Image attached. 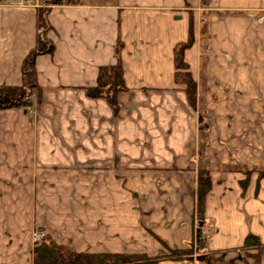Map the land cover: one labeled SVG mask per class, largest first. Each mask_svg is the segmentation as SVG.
Instances as JSON below:
<instances>
[{"label":"crops","instance_id":"crops-1","mask_svg":"<svg viewBox=\"0 0 264 264\" xmlns=\"http://www.w3.org/2000/svg\"><path fill=\"white\" fill-rule=\"evenodd\" d=\"M41 2L0 1V86L22 83ZM259 15L264 0L51 6L46 37L54 51L35 59L33 109H0V264H33L36 230L79 252L186 248L197 228L202 169L211 178L204 233L212 255L163 264H264V255L254 263L236 250L249 233L264 242V177L256 182L264 170ZM190 30L183 58L196 83L195 106L174 55ZM117 63L125 89L114 111L86 88L96 85L100 67ZM248 169L242 192L239 180Z\"/></svg>","mask_w":264,"mask_h":264},{"label":"trees","instance_id":"trees-1","mask_svg":"<svg viewBox=\"0 0 264 264\" xmlns=\"http://www.w3.org/2000/svg\"><path fill=\"white\" fill-rule=\"evenodd\" d=\"M3 1V0H0ZM78 0H42L43 5L37 9V39L33 49L25 56L22 63V83L21 85L0 86V109L10 107L31 106L33 104L30 96L39 93L36 81L35 59L41 54H51L54 51L53 43L46 37L50 25L47 14L51 6L56 4H71ZM193 34L190 30L187 41L180 43L175 48V67L177 76L184 70L186 92L189 103L196 104V83L190 77L188 67L184 62V51L191 46ZM125 89L121 75L119 63L113 66H103L99 68L97 83L86 88V93L91 97L105 98L113 107L118 108L117 94ZM250 172L242 180L243 190L249 183ZM211 188V178L207 170L202 169L197 172L195 189V218L198 227L195 234L186 248H166L165 252L156 255L145 253H113V252H79L70 246L56 243L51 238L44 236L34 242L32 251L33 264H163L165 261H205L209 251L206 250V241L203 235L205 198ZM257 190V188H256ZM247 251L255 262L264 255V242L257 235L247 234L243 244L238 248ZM251 250V251H250Z\"/></svg>","mask_w":264,"mask_h":264},{"label":"rangeland","instance_id":"rangeland-1","mask_svg":"<svg viewBox=\"0 0 264 264\" xmlns=\"http://www.w3.org/2000/svg\"><path fill=\"white\" fill-rule=\"evenodd\" d=\"M6 0H3L2 2L4 3ZM42 1V0H41ZM42 3V2H41ZM35 5V4H34ZM41 6H42V4H41ZM260 7H257V11H260ZM264 17H262V16H258L257 17V19L258 20H260V22H261V20H263L264 21V19H263ZM260 51V53H258V55H264V49H261V50H259ZM257 72H258V75L260 74V76H262V77H259V80L257 81V85H258V90L260 91V90H264V83L263 84H261V82H264V80L262 79V78H264V62H258V64H257ZM33 97H36V92H34L31 96H30V98H31V100H32V102L34 103L35 101H33ZM89 97H91V96H89ZM92 98H99V97H92ZM101 98V97H100ZM264 98L262 97V94L260 93L259 94V101L258 102H262V100H263ZM107 101V100H106ZM108 102V101H107ZM109 103V102H108ZM110 104V103H109ZM260 104V103H259ZM264 104V103H263ZM111 105V104H110ZM33 106H34V104H31V106H27L26 108L27 109H30V110H32L33 109ZM112 106V105H111ZM260 107V106H259ZM239 115H240V117L242 118V119H246V118H249L248 117V115L245 113V112H239ZM261 118H263V120H264V111L263 110H261V109H259V112H258V119H259V127H262V124H263V121H262V119ZM263 128V130H264V126L262 127ZM259 135V134H258ZM261 136H263V133H261L260 134ZM261 144H263L264 145V138H261ZM247 172H250V175H249V179H250V176H251V173H253V170L252 169H248V170H245L244 171V173H245V177H246V173ZM261 177H264V170H259L258 171V175H257V180H256V182L257 183H259V181H260V179H261ZM242 180L243 179H241V180H239V186L241 187V189H242V192L246 189H244L243 190V186H242ZM250 181V180H249ZM247 187V186H246ZM210 191V190H209ZM208 191V192H209ZM196 203V202H195ZM195 206H196V204H195ZM194 206V207H195ZM196 219V218H195ZM194 225L196 226V227H198V224H197V221L195 220L194 221ZM205 226H206V224H205V221H204V226H203V228H205ZM36 231H38V232H40V230H36ZM35 231V232H36ZM203 235H204V237H205V233H204V229H203ZM35 242V241H34ZM237 251H239V252H243V256H245V257H247V259L248 258H250V259H252V261L254 262V263H258V262H255V260H254V258L252 257V256H250L249 254H247V251H245V250H241V249H236ZM251 251V250H250ZM210 255H212V252H210L209 254H208V256H207V258L205 259V261L208 259V257L210 256Z\"/></svg>","mask_w":264,"mask_h":264},{"label":"built area","instance_id":"built-area-1","mask_svg":"<svg viewBox=\"0 0 264 264\" xmlns=\"http://www.w3.org/2000/svg\"><path fill=\"white\" fill-rule=\"evenodd\" d=\"M5 2L7 4H9V5L25 6V5H28V4L29 5L30 4H33L35 2V0H6ZM43 233L44 232H42V231H40V232H38V231L34 232V235H33L34 241L40 240L44 236Z\"/></svg>","mask_w":264,"mask_h":264}]
</instances>
